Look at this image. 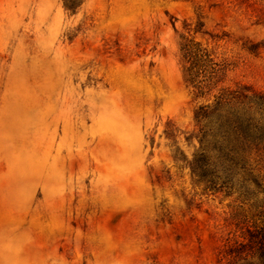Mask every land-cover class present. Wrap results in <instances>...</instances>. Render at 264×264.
<instances>
[{"label":"rangeland","instance_id":"374dc122","mask_svg":"<svg viewBox=\"0 0 264 264\" xmlns=\"http://www.w3.org/2000/svg\"><path fill=\"white\" fill-rule=\"evenodd\" d=\"M181 35L264 92V0H0V264H221L243 198L182 158Z\"/></svg>","mask_w":264,"mask_h":264},{"label":"trees","instance_id":"16d2710c","mask_svg":"<svg viewBox=\"0 0 264 264\" xmlns=\"http://www.w3.org/2000/svg\"><path fill=\"white\" fill-rule=\"evenodd\" d=\"M179 51L185 86L198 103L195 132L185 139L199 147L191 160L182 158L204 192L243 198L231 215L240 234L227 240L220 263L264 264V202L249 193L264 183V92L232 86L237 64L195 38L181 35ZM165 134L173 141L179 137L177 129Z\"/></svg>","mask_w":264,"mask_h":264}]
</instances>
